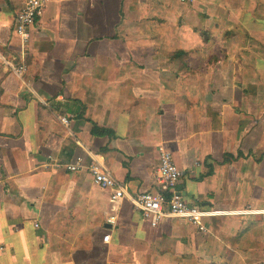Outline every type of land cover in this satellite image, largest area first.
Here are the masks:
<instances>
[{
  "label": "crops",
  "instance_id": "1",
  "mask_svg": "<svg viewBox=\"0 0 264 264\" xmlns=\"http://www.w3.org/2000/svg\"><path fill=\"white\" fill-rule=\"evenodd\" d=\"M25 1L0 0V264H264V38L203 51L196 3L48 0L21 51ZM159 147L206 231L153 228L87 171L154 193Z\"/></svg>",
  "mask_w": 264,
  "mask_h": 264
},
{
  "label": "built area",
  "instance_id": "2",
  "mask_svg": "<svg viewBox=\"0 0 264 264\" xmlns=\"http://www.w3.org/2000/svg\"><path fill=\"white\" fill-rule=\"evenodd\" d=\"M48 0H26L14 18V33L19 41L21 51H25L31 40L33 26L43 16ZM182 4L193 5L195 0H179ZM11 72L17 77H23L26 73V64L9 66ZM66 123V120H63ZM159 163L155 174L156 192H146L132 198L126 194L123 184L115 180L106 168L91 157V164L87 167L94 185L102 190L111 192L110 200L115 203L127 199L133 206L141 211L143 217L155 228L161 219L173 218L193 225L200 231H206L204 219L212 217L217 212L204 210L199 204L187 202L178 192L177 187L182 173L176 167L170 151L164 147L158 148ZM84 161L78 158L74 164L65 165L69 172L83 170ZM37 228L38 225H35ZM109 236L103 241L108 242Z\"/></svg>",
  "mask_w": 264,
  "mask_h": 264
},
{
  "label": "rangeland",
  "instance_id": "3",
  "mask_svg": "<svg viewBox=\"0 0 264 264\" xmlns=\"http://www.w3.org/2000/svg\"><path fill=\"white\" fill-rule=\"evenodd\" d=\"M195 3L200 9L195 32L201 37V50H223L230 41L240 42L239 47L246 40L251 49L260 47L256 38H264V0H195Z\"/></svg>",
  "mask_w": 264,
  "mask_h": 264
},
{
  "label": "trees",
  "instance_id": "4",
  "mask_svg": "<svg viewBox=\"0 0 264 264\" xmlns=\"http://www.w3.org/2000/svg\"><path fill=\"white\" fill-rule=\"evenodd\" d=\"M92 132H93L94 135H99V136L105 134V132L103 130L98 129L97 127H94V129H93ZM240 156H241V154L239 153L238 154V157H240ZM226 157L229 158V159H233V157L230 156V155L229 156H226Z\"/></svg>",
  "mask_w": 264,
  "mask_h": 264
}]
</instances>
